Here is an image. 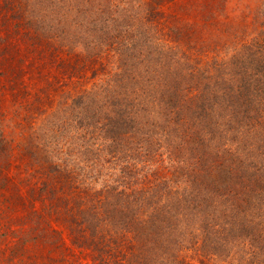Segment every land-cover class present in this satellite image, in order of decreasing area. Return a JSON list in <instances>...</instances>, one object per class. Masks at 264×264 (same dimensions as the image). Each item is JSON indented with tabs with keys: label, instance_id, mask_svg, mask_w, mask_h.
<instances>
[{
	"label": "trees",
	"instance_id": "16d2710c",
	"mask_svg": "<svg viewBox=\"0 0 264 264\" xmlns=\"http://www.w3.org/2000/svg\"><path fill=\"white\" fill-rule=\"evenodd\" d=\"M0 264H264V0H0Z\"/></svg>",
	"mask_w": 264,
	"mask_h": 264
}]
</instances>
